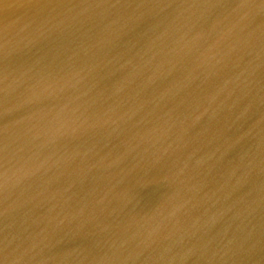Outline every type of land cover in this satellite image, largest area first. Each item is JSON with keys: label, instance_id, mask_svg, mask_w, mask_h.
I'll list each match as a JSON object with an SVG mask.
<instances>
[{"label": "water", "instance_id": "obj_1", "mask_svg": "<svg viewBox=\"0 0 264 264\" xmlns=\"http://www.w3.org/2000/svg\"><path fill=\"white\" fill-rule=\"evenodd\" d=\"M0 247L264 264V0H0Z\"/></svg>", "mask_w": 264, "mask_h": 264}, {"label": "bare ground", "instance_id": "obj_2", "mask_svg": "<svg viewBox=\"0 0 264 264\" xmlns=\"http://www.w3.org/2000/svg\"><path fill=\"white\" fill-rule=\"evenodd\" d=\"M1 248H2V247H0V249H1ZM8 249H10V250H14V249H16V248H15V246H14V247H9ZM2 254H3V253H0V256H2Z\"/></svg>", "mask_w": 264, "mask_h": 264}]
</instances>
